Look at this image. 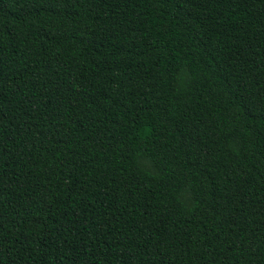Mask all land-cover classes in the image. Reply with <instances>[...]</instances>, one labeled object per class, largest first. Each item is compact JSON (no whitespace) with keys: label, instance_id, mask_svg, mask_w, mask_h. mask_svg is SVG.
<instances>
[{"label":"trees","instance_id":"16d2710c","mask_svg":"<svg viewBox=\"0 0 264 264\" xmlns=\"http://www.w3.org/2000/svg\"><path fill=\"white\" fill-rule=\"evenodd\" d=\"M0 264H264V0H0Z\"/></svg>","mask_w":264,"mask_h":264}]
</instances>
